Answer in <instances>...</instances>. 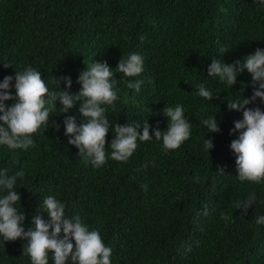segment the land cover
<instances>
[{
  "label": "trees",
  "instance_id": "16d2710c",
  "mask_svg": "<svg viewBox=\"0 0 264 264\" xmlns=\"http://www.w3.org/2000/svg\"><path fill=\"white\" fill-rule=\"evenodd\" d=\"M257 48L264 50L260 0H0V83L33 67L50 90L59 91L55 78L70 77L71 89L65 82L59 88L76 94L79 75L92 63L106 62L115 73L121 58L143 57L139 76L115 74L114 107L102 105L112 122L103 166L86 162L68 143L65 119L73 116L78 125L85 119L79 101L67 113L57 101L49 128L33 134L34 146L27 150L0 145V170L7 168L10 176L24 172L16 182V207L26 213L23 227H33L37 214L50 220L40 206L51 195L65 204L66 218L79 215L89 230L100 232L112 249L111 264H264V224L256 223L264 216V181L238 179L230 145L241 134L233 130L243 110L230 111L227 102L242 99L239 93L251 98L253 77L245 69L231 87L207 72L213 58L243 63ZM8 62L13 65L5 68ZM136 80L143 81L139 92L127 87ZM199 84L212 91L211 101L196 94ZM14 85L15 80L13 96ZM177 105L191 122V135L167 150L154 130L167 131L164 109ZM247 107L264 110V101ZM212 115L219 122L216 133L201 123ZM145 120L153 139L138 140L128 161L112 160L115 124ZM205 139L213 141L209 151ZM252 193L255 203L242 215L234 205ZM6 194L0 189V197ZM222 213L230 219H221ZM24 247L23 239L0 243V264H32ZM48 255L55 264L54 253Z\"/></svg>",
  "mask_w": 264,
  "mask_h": 264
},
{
  "label": "clouds",
  "instance_id": "9594fccd",
  "mask_svg": "<svg viewBox=\"0 0 264 264\" xmlns=\"http://www.w3.org/2000/svg\"><path fill=\"white\" fill-rule=\"evenodd\" d=\"M264 4V0H260ZM145 37H141V40ZM7 61V60H6ZM11 62L5 63L4 67H10ZM245 69L253 77V95L251 98L227 100L229 110H243V120L235 122L233 131H240L239 138L231 142V150L236 155L238 179L241 182L251 181L260 183L264 181V110L259 107L252 109L247 107L257 99L264 101V50L257 48L251 55L245 57L244 62L237 60L233 64L221 62L213 58L207 69L208 76L219 77L221 82H226L231 87L236 84L238 74ZM143 71V57L137 53H131L128 57L121 58L118 66L111 69L106 62L92 63L87 66L78 77V83L82 86L76 94L59 88L61 82L67 84L70 90L72 80L70 77L55 78L56 88L52 89L42 79L41 72L33 67H27L23 71H17L15 77L6 76L0 83V145L7 148L24 149L34 146L33 134L43 128H49V117L57 107L59 101L63 107L62 113L69 112L77 101L81 102L79 113L85 118L80 125L76 118L68 116L65 121L68 143L79 149L80 156L85 157L86 162H91L94 167H101L107 162L106 136L112 122L106 115L108 109L102 105L113 106L118 99L114 91L116 73H122L127 77H137ZM15 80V95L11 94L12 82ZM143 81H128L127 87L139 92ZM196 94L211 101L214 94L204 84L197 85ZM47 97V98H46ZM218 99L219 97L216 96ZM15 100L11 106L4 102ZM164 114L170 120L167 131L154 130L155 140L163 141L167 150H174L190 138L191 122L186 118L182 105L164 109ZM208 129L207 132H219V122L214 115L201 121ZM59 129V125L52 123ZM141 129L142 132H141ZM115 138L111 141V159L126 162L138 147L137 141L145 142L153 139L150 132L151 125L148 120L127 123L121 126L115 124L113 129ZM214 147L213 141L205 139V151ZM146 167V165H145ZM221 173L224 169L221 168ZM24 172L9 175L8 169L0 170V189L6 190L7 194L0 197V237L3 241H15L23 239L27 242L24 254L30 255L32 264H49V251L54 253L55 264H111L110 256L112 249L105 246L98 230H89L79 215L72 218L65 216V204L54 196L43 198V210L50 217L46 221L40 214L33 218V227L27 230L23 227L26 213L19 212L16 205L21 202V196L17 192V178H22ZM197 182L199 177L194 178ZM147 191V185L141 186ZM256 200L252 193L244 201H236L235 208L242 210V215H247ZM221 219L229 220L226 214H221ZM257 224H264V216L256 218ZM63 230L64 236L60 234ZM75 240V245L72 241ZM0 241V243H3Z\"/></svg>",
  "mask_w": 264,
  "mask_h": 264
}]
</instances>
